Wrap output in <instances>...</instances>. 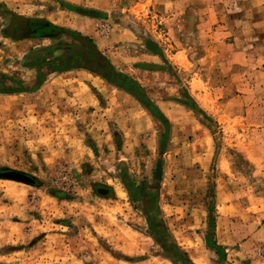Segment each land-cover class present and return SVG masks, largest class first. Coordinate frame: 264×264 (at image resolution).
<instances>
[{
  "label": "rangeland",
  "instance_id": "1",
  "mask_svg": "<svg viewBox=\"0 0 264 264\" xmlns=\"http://www.w3.org/2000/svg\"><path fill=\"white\" fill-rule=\"evenodd\" d=\"M176 1L0 0L91 38L157 113L30 68L57 42L0 8V172L35 180L0 178V264H264V0Z\"/></svg>",
  "mask_w": 264,
  "mask_h": 264
},
{
  "label": "flooded vegetation",
  "instance_id": "2",
  "mask_svg": "<svg viewBox=\"0 0 264 264\" xmlns=\"http://www.w3.org/2000/svg\"><path fill=\"white\" fill-rule=\"evenodd\" d=\"M7 18V26L4 29V33L7 37L16 39L22 37L29 38H46L53 39L57 42L55 45L49 46V48L41 47L40 50H36L40 52L42 59L37 63L33 64L31 67H34L37 71L42 72L46 68L48 70L56 69L58 67H69L74 68V64L76 61L72 59V57L67 56L72 53L73 45H80L83 47L88 55H90L92 49L86 45H83L80 41L74 39V42L64 43L62 36L65 34H69L64 29L57 28L49 22L46 21H36V20H25V19H15L8 14ZM70 36V35H68ZM72 38V37H71ZM43 74H41L40 78L42 79ZM39 79V80H41ZM108 194V193H106ZM150 223H154L150 219Z\"/></svg>",
  "mask_w": 264,
  "mask_h": 264
},
{
  "label": "water",
  "instance_id": "3",
  "mask_svg": "<svg viewBox=\"0 0 264 264\" xmlns=\"http://www.w3.org/2000/svg\"><path fill=\"white\" fill-rule=\"evenodd\" d=\"M82 13L89 14L90 12L82 11ZM70 35L73 36L78 41H80L83 45H86L92 49L90 55H88L85 49L80 45L72 46V53L69 54L67 58L68 57H72V59L76 58L75 64L73 66L74 68H86L94 73H97L98 75L109 80L111 83L130 92L132 95L138 98L145 106H147V108L151 112L157 114L154 106L149 104L147 100L148 96L146 92L139 86L137 82H135L134 80H132L127 76L120 75L119 73H117L114 67L110 64L109 60L102 55V53L90 40L80 35H74V34H70ZM56 68H58L60 71H64V70L66 71L71 69L70 66L69 67L57 66ZM0 178L15 180L28 184H35V180L31 176L12 170L1 171ZM108 191H109L108 189L98 190L100 194H106L108 193ZM150 226L152 229L157 227V225H150ZM223 264H229V263L225 262Z\"/></svg>",
  "mask_w": 264,
  "mask_h": 264
},
{
  "label": "crops",
  "instance_id": "4",
  "mask_svg": "<svg viewBox=\"0 0 264 264\" xmlns=\"http://www.w3.org/2000/svg\"><path fill=\"white\" fill-rule=\"evenodd\" d=\"M187 1L188 0H178V1H176V2H174L175 4H177V3H183V4H186V6H188V5H190V4H187ZM63 3V2H62ZM64 5H65V3H63ZM68 6V5H67ZM1 9H4L6 12H9V14H11V16L12 17H14L15 19H25V20H36V21H38V20H40V21H46V20H43V19H36V18H30V17H25V16H22V15H19V14H16V13H12V12H10V10L7 8V7H5V6H2V7H0ZM68 10H70V11H77V12H80V11H78V9H76V7H74V6H68V7H66ZM6 9H8V10H6ZM215 10H217V7L214 9H212V11H215ZM84 11V10H83ZM82 12V11H81ZM82 14H85V15H87V16H89V14H86V13H82ZM91 16V15H90ZM212 16H215V15H212ZM47 22V21H46ZM52 23V22H51ZM52 25H54L55 27H56V25L55 24H53L52 23ZM59 28H61V27H59ZM61 29H64V28H61ZM68 32H69V34H74V35H80V36H82V37H84V38H86V39H88V40H90L93 44H94V42L92 41V39L91 38H88L87 36H84V35H82V34H80V33H78V32H73V31H70V30H67ZM6 36V35H5ZM71 36V35H70ZM72 38H74L73 36H71ZM9 38V37H8ZM12 39V38H11ZM41 39H46V38H29V37H22V38H16V39H12L14 42H16V43H19L20 45H27V43L28 42H31V40H41ZM75 39V38H74ZM75 40H77V39H75ZM78 41V40H77ZM33 50H30V52L32 51H36V48L34 47V48H32ZM103 55V54H102ZM104 56V55H103ZM104 57H106V56H104ZM106 59H108V58H106ZM110 62V61H109ZM111 64V63H110ZM112 65V64H111ZM57 66H59V65H57ZM30 68H32V69H35L34 67H30ZM75 69H84V70H88V69H86V68H71L70 70H64V71H60L58 68H56V69H54V70H50V74H52V73H54V72H60V73H66V72H70V71H72V70H75ZM89 72H92V71H90V70H88ZM38 73H41V72H39L38 71ZM94 73V72H93ZM118 73V72H117ZM95 74H97V73H95ZM120 74V73H119ZM98 75V74H97ZM120 75H122V74H120ZM100 76V75H99ZM12 82H14L15 83V81L14 80H16V78L14 79V78H11L10 79ZM47 79H45L43 82H46L47 83V81H46ZM17 81V80H16ZM42 81V80H41ZM46 83H42L41 85H40V82H39V84L36 86L37 88H43V85L44 84H46ZM19 85H22L21 83H18ZM113 84V83H112ZM36 88H33L32 90H26V88H25V90L26 91H33V90H35ZM38 90V89H37ZM34 92V91H33Z\"/></svg>",
  "mask_w": 264,
  "mask_h": 264
},
{
  "label": "trees",
  "instance_id": "5",
  "mask_svg": "<svg viewBox=\"0 0 264 264\" xmlns=\"http://www.w3.org/2000/svg\"><path fill=\"white\" fill-rule=\"evenodd\" d=\"M163 115V114H162ZM215 245V244H214ZM213 244H212V246H214ZM216 247H219V246H216ZM179 251V250H178Z\"/></svg>",
  "mask_w": 264,
  "mask_h": 264
}]
</instances>
